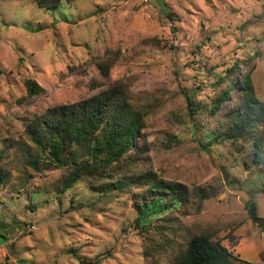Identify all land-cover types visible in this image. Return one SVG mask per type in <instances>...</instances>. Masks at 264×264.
Returning <instances> with one entry per match:
<instances>
[{
    "label": "rangeland",
    "instance_id": "obj_1",
    "mask_svg": "<svg viewBox=\"0 0 264 264\" xmlns=\"http://www.w3.org/2000/svg\"><path fill=\"white\" fill-rule=\"evenodd\" d=\"M232 67L249 72L264 105V0H0V264H176L200 234L234 264H264L245 207L255 202L264 225V125L233 141L221 135L233 98L208 111ZM27 80L44 92L28 97ZM111 87L146 115L131 174L188 191L180 205L141 207L139 225L142 185L100 193L80 180L64 191L65 169L24 162L25 126Z\"/></svg>",
    "mask_w": 264,
    "mask_h": 264
},
{
    "label": "trees",
    "instance_id": "obj_2",
    "mask_svg": "<svg viewBox=\"0 0 264 264\" xmlns=\"http://www.w3.org/2000/svg\"><path fill=\"white\" fill-rule=\"evenodd\" d=\"M34 1L46 9L57 8L61 3V0ZM98 67L105 76L106 69L101 64ZM228 75L232 77L230 83L211 100L208 111L215 114L233 98L234 105L226 113L227 121L221 135L236 141L258 125H264V105L256 98L249 72L241 75L238 68L232 67ZM24 86L28 97L44 92L34 80L25 81ZM187 103L189 108L195 106L189 97ZM145 118L144 111L131 105L124 92L116 87L102 90L81 103L50 109L25 126L24 134L31 148L24 151V162L36 171L41 163L65 169L61 181L64 191L80 180L97 183L96 190L100 193L109 188L120 193L142 185L144 190L139 194L140 203L136 206V224L139 225L141 207L159 209L162 204L180 205L188 198L187 189L180 183L157 181L150 173L131 174L139 158L136 151L146 152L144 145H135ZM245 207L249 220L260 226L264 237V225L259 223L256 203L249 200ZM0 239L7 241L1 229ZM78 260L80 264H100L99 259L95 262ZM232 260L237 259L219 242L213 244L207 235L200 234L186 241L176 264H234Z\"/></svg>",
    "mask_w": 264,
    "mask_h": 264
}]
</instances>
